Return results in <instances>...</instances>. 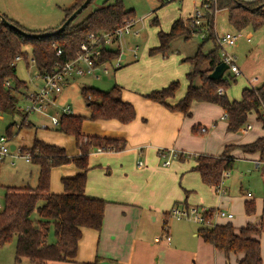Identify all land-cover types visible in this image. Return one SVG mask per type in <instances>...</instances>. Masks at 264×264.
Returning <instances> with one entry per match:
<instances>
[{"label":"rangeland","instance_id":"1","mask_svg":"<svg viewBox=\"0 0 264 264\" xmlns=\"http://www.w3.org/2000/svg\"><path fill=\"white\" fill-rule=\"evenodd\" d=\"M74 1L0 0V13L17 21L28 32H48L60 25L65 17V10L72 6ZM105 2L111 3L114 0L91 1L88 7L77 15L75 23L81 21ZM123 2L126 8L134 9V19L136 20L134 28L139 30L138 36L133 34L125 36L121 42V48L120 45L118 47L121 53L123 52L127 55L121 62L123 67H112L108 73H103L99 69L96 74L100 75V78L92 75L75 76L70 79V85L59 96V104L57 106H49L47 112H25L24 106L28 104V101L22 97L23 94L19 95V104L16 110L0 112V136L7 139L6 144L9 148L10 144H15L18 148L14 151L10 150V154L4 159H0V201H2L4 196L6 186L37 187L39 166L32 163L31 160H26V153L21 152V148L32 145L36 137V128L40 129L39 133L50 134L57 131L56 129L59 125L54 126L51 117L53 115L60 117L64 104H69L73 108L74 114L87 116L90 113V109L81 93L84 85L101 90H109L115 84H119L128 91L139 93L147 91L148 93V91L167 86L170 81L175 79L180 81V88L171 99L176 102L183 96L188 85L186 73L191 67L190 63L183 61V59L196 52L198 46L202 43V37L196 35L189 40L177 39L173 42V50L168 55L162 53L151 55L149 50L159 44V31H169L175 19L178 17L185 18L190 13H194L196 8H200L201 0H123ZM155 18L159 20L158 25L152 24ZM226 32L242 35H240L238 45L226 48L228 52L236 55L237 63L242 70V73L236 75V80L232 81L226 90L229 100L232 101L241 98L244 88L257 87L264 82V25L258 30L246 28L238 31L229 22L228 11L221 9L215 15V37ZM249 32L253 33L250 42L246 39V35ZM215 43L218 44L216 39ZM116 45L118 44H112V46L117 48ZM136 45H138V55L135 58L130 48ZM211 47L212 42H207L203 49L207 50ZM27 52L29 54L28 60L21 58L16 62L18 77L27 83V87L21 90V92H26V94L33 90L37 84H43L42 79L38 76L37 67L32 62L31 48L29 46H27ZM228 74L229 71L227 70L225 76ZM170 75H174L175 78L166 85L159 86ZM150 87L156 88L148 90ZM199 102L201 103L195 109V112L192 111V115L186 117L192 118L193 114L196 113L199 121L195 125L200 124L207 127L208 132L203 134L191 128V132L194 135L205 138V150H188V152L198 154L197 152L209 151V153H205L216 154L222 150L225 143L246 144L264 135L262 122L258 120L259 118L257 119L254 112L249 115L246 122L253 124L254 128L252 130H246L245 123L238 130L230 131L227 129V120L221 118L224 115V109L220 104L206 101ZM28 122H31L33 126L29 127ZM9 125L12 126L13 131L10 139L7 138L6 134ZM44 125L48 126L49 129H45ZM95 151H97L96 148L93 149V152ZM230 152L234 153L237 158L217 190L205 184L198 172L192 169L195 163L194 155H189L184 159H175L169 169L166 168V171H162V173L166 172L162 176L163 178L161 177L165 183L163 195L170 188L169 179H173L172 181L175 182V188H173V192L166 202L168 206L165 210L170 211L173 206L184 208L186 203L190 206L198 205L199 207L208 208L218 206L219 203L220 209L227 213H232L235 217L230 220L226 217H221L218 222L231 221L236 227L239 219L246 221L248 218L244 208L245 201L254 200L256 205L254 217L260 220L264 219V167H257L253 161L261 154L258 151L247 153L241 148L230 149ZM128 158L125 166L128 172L134 166L135 169L145 167L144 156L140 159L137 156L136 158L128 156ZM139 160L143 161L141 166H138ZM122 161L116 153L91 154L89 162L92 165V169L89 173L88 185L102 186L104 183L103 179L107 180L106 188L116 185L115 178L118 175L116 169L120 168ZM159 164L163 166L162 162H159ZM180 164L185 167V170H181L177 175L172 174L171 171H177L175 168ZM130 173H133V175H130L131 178L136 179L138 172L135 170ZM175 177L177 179H174ZM112 208L113 205L109 204L106 222L105 224L103 223L104 226L101 229V253L107 259L117 256L124 259L127 264L219 263L215 262L214 257L207 254L201 253L196 257L195 252L201 244L212 248L210 244L205 245L201 237L196 239L187 235L193 234L195 236L200 227L199 223L186 219H177L172 215H168L169 227L167 229L172 237V241L168 243L167 232L164 230L166 219L165 221L163 220L164 216H162L161 210H145L143 213L141 209L132 208L133 212L127 218H121L120 214L122 212ZM119 209L127 210L122 205H120ZM211 209L214 210L215 208ZM32 218H39L38 213H33ZM54 241L55 235L52 227L48 233V242ZM16 242L17 236L11 242L0 247V264H34L27 258L16 260ZM46 264L78 263L75 261H49ZM236 264L238 263L236 262Z\"/></svg>","mask_w":264,"mask_h":264},{"label":"trees","instance_id":"2","mask_svg":"<svg viewBox=\"0 0 264 264\" xmlns=\"http://www.w3.org/2000/svg\"><path fill=\"white\" fill-rule=\"evenodd\" d=\"M83 2L84 0H75L72 6L65 10V17L60 25ZM221 9L228 11L229 22L238 31L248 27L257 30L264 25V0H217L205 11L204 22L199 26L190 25L192 17H178L172 22L169 31H159V44L150 48L149 53L168 55L173 50L174 41L189 40L207 27V36L202 39L196 52L183 59L191 66L186 73L188 80L186 91L176 103H170L169 100L180 88V81L172 80L167 86L144 94V97L166 106L171 111H178L187 116L192 115L191 104L195 100L220 104L227 115V129L235 131L247 122L253 111L260 114V108L264 104V82L254 88H244L241 98L231 101L226 90L231 82L236 80V76L229 72L227 76L224 73L219 80L209 77L215 67L222 62L214 33L215 15ZM4 16L22 30L27 31L17 21ZM134 18V9L126 8L123 0H114L111 3L105 2L94 9L78 23H75L74 19L60 33L48 36L25 35L0 20V112L16 110L19 95L26 94L21 90L27 87V83L18 77L16 62L21 58L28 60L27 46L31 48L32 61L38 73L40 75L53 73L57 69V63H63L77 56L81 44L89 40L90 34L101 36ZM158 23L157 18L153 19V25H158ZM207 42H212V47L204 50L203 47ZM100 45L102 48L100 62L112 61L121 56L119 48L105 46L103 41ZM58 49H62L61 55H57ZM220 87L225 90V93H218ZM81 93L90 109L89 115L63 114L56 129L75 138L79 154L69 155L64 147L35 137L32 145L21 148V152L30 153L32 163L39 166L37 187L11 185L5 187L0 208V247L17 236V261L27 258L34 264H46L49 261L74 262L82 237V229L84 227L98 231L102 229L108 201L89 197L85 193L87 173L91 168L90 154L98 147H102L104 151H123L127 147V139L87 135L82 131L83 122L88 118L118 120L123 124H128L135 120L137 112L133 103L123 99L122 88L117 84L109 90L84 85ZM260 118L261 115L257 116L258 120ZM202 127L205 126L197 124L193 129L201 134L207 133V127L205 131L201 130ZM6 134L8 139L12 138L11 125L8 126ZM233 148H241L247 153L258 151L263 154L264 135L246 144H226L218 156L198 154L194 157L195 165L192 169L200 174L205 184L216 188L222 182L225 172L233 167L236 159L230 152ZM161 151L165 149L159 150V154ZM185 156L180 152L176 158L184 159ZM64 164H74L79 171L73 176L62 177L64 191L53 193L50 189L52 169ZM244 206L246 214L255 213L254 200H246ZM213 211L210 208L209 215ZM35 212L39 215L37 219L32 218ZM169 213L170 211L166 213V216ZM52 227L55 241L48 242V233ZM263 230L264 220L262 218L258 223L248 222L238 230L230 221L217 223L214 226L201 225L198 228V234L205 242L226 256L231 253L242 254L239 264H262L261 243L257 236Z\"/></svg>","mask_w":264,"mask_h":264},{"label":"crops","instance_id":"3","mask_svg":"<svg viewBox=\"0 0 264 264\" xmlns=\"http://www.w3.org/2000/svg\"><path fill=\"white\" fill-rule=\"evenodd\" d=\"M243 1H252V0H243ZM192 15L193 13H190L185 18L192 17ZM248 28H251V27H248ZM246 37H247L246 39L248 40V42H250L253 37V33L252 32L247 33ZM112 48H115V47L112 46ZM122 55L125 56L123 57V59L127 57L125 53H122ZM173 78H175L174 75L168 76L163 81V84L159 86L166 85ZM69 85L70 84H68L66 87H68ZM40 86L41 84H37L36 87L29 92H32L38 89V87ZM121 88H122L123 99L133 103L136 108L137 116L135 120L132 121L131 123L123 124L119 122L118 120H101V119L91 120L87 118L84 120L83 127H82L83 133L87 135H100V136L118 137V138L127 139V147L123 151H119V152H116V151H110V152L95 151L93 152L92 151L91 152V154H95V155L104 154V153H116L118 156H120V159H122L123 161L120 165V168L116 169L118 171V175L115 178L116 185L106 188L105 184L107 180L105 179L102 180L104 182L102 186H93L90 184L88 185L89 173H90V170L92 169V165L90 164L91 168L89 169L87 173V184H86L85 193L89 197L102 198L108 201L106 205V209H105V217H104V222H103L104 224L106 222V214H107V209H108L109 204L113 205L112 209L122 212V214H120L121 218L122 217L127 218L129 214L133 212L132 208L141 209L143 213L145 210H148V211L161 210L162 216H164L163 220L165 221L166 219L164 230H166L167 234H169L168 233L169 231L167 229L169 227L168 226V216H165L166 213L169 211H166L165 209H167V206H168L166 205V202L169 196L171 195V193L173 192V188H175V182L172 181L173 179H169L170 188L168 189L166 194L163 195L165 183L163 182L162 176L165 175L166 172L162 173V171H166V168L169 169V166H171L173 161L177 158H173L171 160V165L165 166L163 168L164 165L161 166L159 164V162H162L163 164V159L158 151L161 149H175L177 151L184 153L186 155L185 158L189 155L196 156L201 153L207 154L209 153V151L208 152L205 151L207 153L197 152L198 154L196 153L192 154L191 152H188V150L204 151L205 150L204 144L206 140L205 138L203 139L200 136L194 135L191 132V128H193L196 122L199 121L198 118L196 117V113L193 114L192 118H189V117H186L187 115H184L181 112L171 111L166 106L145 98L144 94H146L147 91H143L139 93V92L128 91L124 89L123 86H121ZM152 88H156V87H150L148 90ZM26 95L27 94H25V96L23 95L22 97L25 98ZM59 96H61V93L55 97L56 105H52V106H57L59 104V101H58ZM169 102L172 104L176 103L172 99H170ZM200 103L201 102L196 101V100L193 101L191 104V112L192 111L195 112V109L199 107L198 105ZM66 105L70 106L69 104H64L62 108ZM28 123H29V127L33 126L31 122H28ZM39 130H40L39 128H36V132H35L36 138L42 141H45L47 143H50V144H55V145L64 147L69 155L79 154V149L76 146V140L73 136L66 135L59 131H56L50 134H46L44 132L39 133ZM230 143H234V142H230ZM226 144H229V143H225L222 147V150ZM222 150L212 155L217 156L221 154ZM232 154L234 155V153ZM128 156L131 158H136L137 156L139 159L142 156H144L145 163H146L145 167L142 169L136 167L137 169H135V166H134V168H132L131 171L128 172V169H126L125 167L126 162L129 159ZM184 168L185 167L180 164L177 166V168H175V170L177 171H171V173L174 175H177L179 174V172H181V170H185ZM135 170L136 172H138V174L135 177L136 179L131 178L130 176V175H133V173H130V172L135 171ZM78 171H79L78 168L74 164H64V165L54 167L51 172V186H50L51 192L62 193L64 191V186L61 181L62 177L73 176ZM174 179H177V177H175ZM11 186H15V185H11ZM215 190H217V188H215ZM143 199H146V200H143ZM120 205L124 206L127 210L119 209ZM188 206L191 207L190 205ZM218 207L220 208L219 203H218V206H211L209 208H218ZM205 208H208V207H205ZM254 214L252 215L247 214L248 218L246 219V221L239 219L235 228L238 230L240 227L244 226L248 222L258 223L260 219H257L256 217H254ZM154 217L157 218L156 215H154ZM234 217L235 216L233 215L232 218ZM232 218H227V219L230 220ZM222 223H226V222H222ZM187 235L190 236L191 238H196V239L198 237H201L199 236L198 233L195 234V236H193V234H187ZM257 237L260 239L261 254H262V260H263L262 264H264V230ZM101 238H102L101 230L98 231L96 229L84 227L82 229V237L78 244V250H77L75 261L78 264L79 263L80 264L81 263H84V264H127L124 259L119 258L117 256L111 259H107L104 255H102ZM201 239L203 240L202 237ZM171 241H172V237L169 241L167 240L168 243H170ZM203 242L205 243V245L206 244L209 245V243L205 242L204 240ZM176 246L178 245L176 244ZM195 253H196V257H198V255L201 253L210 255L214 257L215 262L217 263L219 262L218 264H232V263L236 264V262L239 264V260L242 257V254H239V253L237 254L231 253L229 254V256H226L223 252L218 251L213 246L212 248H209L207 246H204L203 244H201L198 247V250ZM159 258H160V255H159Z\"/></svg>","mask_w":264,"mask_h":264},{"label":"built area","instance_id":"4","mask_svg":"<svg viewBox=\"0 0 264 264\" xmlns=\"http://www.w3.org/2000/svg\"><path fill=\"white\" fill-rule=\"evenodd\" d=\"M203 2L200 4V8H196L195 12L192 15V19L190 22L191 26H199L204 22L205 11L208 10L212 3H216L217 0H202ZM136 20H130L126 22L124 25L117 27L113 31L103 33L101 36L96 34H90L89 40L83 42L80 46V52L77 54L75 58H72L68 61L57 63V69L53 73H47L44 75H38L43 84L38 87V89L27 93L26 99L28 104L24 106V111L27 113L30 112H47L49 106L56 105L55 97L58 96L64 88L69 84L70 79L75 76H84V75H92L93 77L100 78V75L96 74V72L101 69L103 73H108L112 67L120 68L122 62V53L121 56L112 60V61H101L100 57L102 55L101 41L104 42L105 46L112 48L113 43H117V48L121 42L125 38V36L133 34L137 36L139 34V30L135 29ZM195 35H199L202 39H205L207 36V27L205 30L196 33ZM241 34H233L231 32H226L217 35L215 37L218 42L220 48V56L223 62H225L228 66L227 70L233 75H239L242 73L240 66L237 63L236 55L227 51L226 48L237 45L238 40ZM134 57L136 58L138 55V45L130 48ZM62 54V49L57 50V55ZM34 62V61H32ZM226 70V71H227ZM253 87V86H252ZM254 88V87H253ZM219 94L225 93V90L220 87L218 89ZM256 116L261 115L260 121L264 127V104L260 108V114L253 111ZM71 115L74 114L73 109L70 106H64L62 108V115ZM61 117V116H60ZM60 117L58 115H53L51 117L52 124L54 126H58L60 123ZM227 115L224 113L222 119H226ZM44 128H48V126L44 125ZM246 130H252L253 124L246 123ZM202 131H205L206 128L202 127ZM7 139L5 137L0 136V159H4L8 154H10V148L6 144ZM98 152L104 151L102 147L97 148ZM180 151L175 149H165V151H161L160 155L163 159V165L169 166L171 165V160L176 158L179 155ZM26 160H31V154L26 153ZM257 167H264V153L259 155L256 159L253 160ZM143 164L142 160H139L138 166ZM228 174V171L225 172L224 176ZM222 183V182H221ZM221 184L216 188H220ZM2 206V202L0 201V208ZM210 208H205L203 206H191L180 208L179 206H173L170 210L169 215L176 217L177 219H186L190 221H194L200 224V226H214L218 223V220L221 217L232 218V213H227L226 211L218 208H215L212 214L209 215ZM167 240L171 239L170 235L167 234Z\"/></svg>","mask_w":264,"mask_h":264},{"label":"water","instance_id":"5","mask_svg":"<svg viewBox=\"0 0 264 264\" xmlns=\"http://www.w3.org/2000/svg\"><path fill=\"white\" fill-rule=\"evenodd\" d=\"M91 2V0H84V2L76 9L72 12L71 15H69L67 17V19L61 24L59 25L55 30L52 31H48V32H27L25 30H22L21 28H19L17 25H15L14 23L10 22L2 13H0V20L12 27L15 28L16 30H18L19 32L25 34V35H29V36H34V37H40V36H48V35H52V34H57L60 33L61 31H63L67 25H69L71 23V21H73L76 16L85 8L87 7V5ZM123 57H125L124 55L121 56V58L123 59ZM228 66L225 62H220L215 69L209 74V77L211 79L214 80H219L223 77L224 73L226 72ZM16 149V145L15 144H10V150L14 151Z\"/></svg>","mask_w":264,"mask_h":264}]
</instances>
